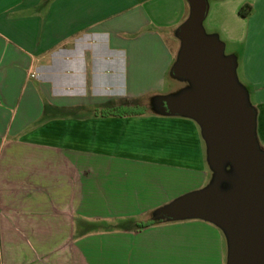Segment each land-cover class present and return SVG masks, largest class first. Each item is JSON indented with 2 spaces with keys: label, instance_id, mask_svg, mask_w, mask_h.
Masks as SVG:
<instances>
[{
  "label": "crops",
  "instance_id": "0c3cea01",
  "mask_svg": "<svg viewBox=\"0 0 264 264\" xmlns=\"http://www.w3.org/2000/svg\"><path fill=\"white\" fill-rule=\"evenodd\" d=\"M188 14L185 0H0V264H224L204 222L122 226L207 179L198 126L144 107ZM206 18L264 150V0H212ZM127 103L145 113L102 115Z\"/></svg>",
  "mask_w": 264,
  "mask_h": 264
},
{
  "label": "water",
  "instance_id": "95a60500",
  "mask_svg": "<svg viewBox=\"0 0 264 264\" xmlns=\"http://www.w3.org/2000/svg\"><path fill=\"white\" fill-rule=\"evenodd\" d=\"M185 1L189 15L176 30L180 48L170 72L189 86L155 104L160 114L198 126L212 180L156 209L152 219L210 223L225 236L226 264H264V151L255 111L237 79L235 58L225 57L223 44L204 33L207 0Z\"/></svg>",
  "mask_w": 264,
  "mask_h": 264
},
{
  "label": "rangeland",
  "instance_id": "374dc122",
  "mask_svg": "<svg viewBox=\"0 0 264 264\" xmlns=\"http://www.w3.org/2000/svg\"><path fill=\"white\" fill-rule=\"evenodd\" d=\"M210 3H212V0H207L208 6H209ZM187 17L185 18V20L180 25H182L186 21ZM202 27H203L205 35L214 36V37L217 38V40L219 42H221L223 44V46H224L223 55L225 57L232 55V54H230V51H231L230 46L228 44H225L224 38L221 35V28L220 27H218L217 25L211 24L209 19H207L206 17H205V19L202 22ZM178 41H179V39H178ZM179 48H180V41H179ZM178 51H179V49H178ZM177 55H178V52L176 54L175 61L177 59ZM188 86H189V83L187 81L181 80V79H175L174 77H172L171 72H170L169 76H168V83L166 85L165 90L163 92H161V93H153V94L148 95V96L145 97V101H147L146 104L144 105V107L146 108V113L148 115H150V114L151 115L152 114H154V115H162V114L159 113V111H158L159 108L155 104L156 100L158 98H161V97L178 95L182 91L186 90L188 88ZM164 118H167V120H168L169 118L174 119V118H177V117H164ZM166 125L167 124H162V126H164L167 129L168 125L167 126ZM261 150L264 151L263 149H261ZM205 162H206V153H205ZM206 168H207V172H208L207 179L205 180L203 186H201L200 188H197V189H201V188L207 186L210 183V181L212 180V172L209 169L207 164H206ZM225 172H230V167L228 165L225 167ZM223 187L225 188L226 186L223 185L222 188ZM197 189H195V190H197ZM189 191H193V190H189ZM184 193H186V192H184ZM179 195H182V194H179ZM179 195L175 196L173 199H175ZM173 199L169 200L167 202V204L169 202H171ZM154 213H155V211H153L151 214H149L147 216L142 217L141 221L146 222L148 220H151ZM155 222H156L155 225H172V224H175V223H184V222H204L206 224L212 225V224L207 223L205 221L196 220V219H189V220H182V221H175V222L166 221V220H155ZM133 224H134V221L131 220V221H123V225H122V223L120 225H122L124 227H127L128 225L132 226ZM120 225L115 226L114 229H117L118 227H120ZM212 226L217 228L214 225H212ZM217 229L223 235V238H224V241H225V262H224V264H226L227 244H226L225 236H224V234L222 233V231L219 228H217Z\"/></svg>",
  "mask_w": 264,
  "mask_h": 264
},
{
  "label": "trees",
  "instance_id": "16d2710c",
  "mask_svg": "<svg viewBox=\"0 0 264 264\" xmlns=\"http://www.w3.org/2000/svg\"><path fill=\"white\" fill-rule=\"evenodd\" d=\"M250 10V7L249 6H245L243 8H241L239 10V14L242 16V17H245L248 12ZM145 113V109L143 108H138V107H133L131 106V103H127V106H125L124 109H113V110H109V111H103L102 112V115H110V116H136V115H142ZM155 220L151 219V220H148L146 222H141L139 224H133L132 226L130 225L131 228H134V229H145V228H148L150 226H153L155 225Z\"/></svg>",
  "mask_w": 264,
  "mask_h": 264
}]
</instances>
